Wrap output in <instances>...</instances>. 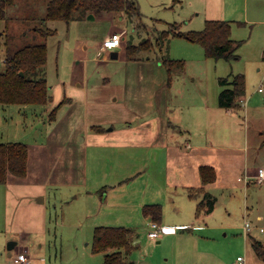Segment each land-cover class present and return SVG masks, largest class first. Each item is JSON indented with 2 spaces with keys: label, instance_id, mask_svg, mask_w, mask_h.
I'll use <instances>...</instances> for the list:
<instances>
[{
  "label": "rangeland",
  "instance_id": "obj_1",
  "mask_svg": "<svg viewBox=\"0 0 264 264\" xmlns=\"http://www.w3.org/2000/svg\"><path fill=\"white\" fill-rule=\"evenodd\" d=\"M137 2L140 21L128 19L122 11H103L94 18L40 23L44 0H17V6L0 19V67L8 48L30 42L32 33L36 34L32 41L43 38L31 28L54 30L46 37L47 58L39 70L46 77L50 100L0 103V142L21 141L28 147L26 178L8 173L9 182L18 180L23 192L32 183L46 189L48 231L43 241L29 239L32 264H101L108 251L92 250L98 225L125 226L137 234L126 255L134 264H237V256L246 264H264L243 229L246 219L264 227V183L250 184L252 198L245 210L244 176L239 183L235 180L233 211L228 209L227 214L219 202L212 216L200 219L199 229L151 237V220L141 211L142 204L155 197V173L167 165L164 149L154 143L155 132L165 121L185 125L192 131L187 136L213 143H239L246 137L252 158L264 152L257 144L264 141V92L257 90L264 86V0ZM206 19L231 23V38L240 43L237 58L207 57L201 44L172 33L161 38L165 30H200ZM121 29L126 30L122 43L113 49L118 57H110L111 49L99 51L104 36ZM130 44L139 47L135 59L127 57ZM165 58L183 62L181 69L170 72V82ZM239 73L245 79L242 105L219 106V91L228 86L219 78L232 80ZM197 120L207 125L200 134ZM96 125L104 127L102 135ZM104 137L111 143L106 144ZM238 152L225 150L219 155H226L225 166L229 162L239 166ZM4 187L0 183L3 192ZM224 195L231 196L228 190ZM4 201L1 196L2 228ZM19 231L10 230L13 237L3 245L6 252L11 238L22 237ZM251 234L264 242V231L255 227Z\"/></svg>",
  "mask_w": 264,
  "mask_h": 264
},
{
  "label": "trees",
  "instance_id": "obj_2",
  "mask_svg": "<svg viewBox=\"0 0 264 264\" xmlns=\"http://www.w3.org/2000/svg\"><path fill=\"white\" fill-rule=\"evenodd\" d=\"M17 0H0V19L7 17L8 10L16 5ZM103 11H122L128 19L140 21L141 12L137 0H44V12L39 16V22L45 20L81 19L90 13ZM175 25L176 22L170 23ZM138 26V25H137ZM41 34L43 38L39 41H32L36 36L32 33L30 42L22 44L16 49H9L0 67V103L3 104H45L50 100L48 83L46 77L40 74L39 70L46 62L47 43L46 37L53 33L50 28L36 26L31 28ZM172 33L182 36L191 42L203 46L205 55L215 59L223 58L230 60L237 58L236 49L239 41L231 38V23L227 20L206 19L200 30L181 31L175 33L165 30L161 38ZM139 50L136 45H128L126 53L128 59H135V52ZM264 58V55H263ZM163 63L167 67L168 82H170L171 71L182 68V60L165 58ZM20 72L23 74L21 75ZM223 87L218 94V105L224 108H231L234 105H242V95L245 93V79L243 74L219 78ZM230 84V85H229ZM238 98L236 104L235 99ZM95 128L103 130L104 127L96 125ZM28 147L21 141L0 142V183H4L8 173L24 176L27 173ZM202 183L214 181L216 172L213 166L202 165L200 167ZM188 195L197 198L196 214L210 212L216 202V197L207 192L202 186L190 188ZM144 216L152 220H160L162 207L159 203H148L142 206ZM134 231L125 226L98 225L94 228L92 250L108 252L101 264H134L127 260L126 255L134 247ZM249 241L253 251L264 260V242L249 235Z\"/></svg>",
  "mask_w": 264,
  "mask_h": 264
},
{
  "label": "crops",
  "instance_id": "obj_3",
  "mask_svg": "<svg viewBox=\"0 0 264 264\" xmlns=\"http://www.w3.org/2000/svg\"><path fill=\"white\" fill-rule=\"evenodd\" d=\"M92 14L95 17L96 14ZM111 50L109 54L111 53ZM199 123L200 121L197 120L195 127L196 134L202 133L203 126H207L206 124H202L203 126L199 125ZM179 125L180 127L177 130ZM214 126L216 125L214 124ZM206 130H209V128L207 127ZM103 132L104 129L98 130L97 133L102 135ZM187 132H192L187 126L178 123L171 125L169 121H165L164 125L161 124L159 130L155 132L156 136L154 137H156V140L154 143L159 146L157 148L161 147L164 149V157L167 165L165 166V169H161L155 173V176L158 179V183L156 182V186L152 189V193H154L155 197L152 198V201L143 203L142 206L148 203H159L162 207V215L160 220H155V222L161 226L173 229V231L161 232L158 237L162 236V234L173 233L178 229L184 230L190 227L191 229L202 228L201 221L204 222V218H209V216L214 214L219 202H223V208L227 211V214H230L231 211L228 209L232 210V193L235 192L236 186L238 185L234 181L236 180L239 183L243 176L244 184L242 185L241 190L243 193L242 205L245 210H248V199L252 198L250 196L252 193L250 184L256 182H254L253 179H248V181H246L245 175H253L256 173L258 167H264V152L252 158V155L249 154V141L246 137L239 143H213L207 138L203 139L202 137L187 136ZM103 141L106 144L111 143L106 141L105 137ZM182 143L184 144V148L181 146ZM257 144L263 147L264 141L260 143L257 142ZM218 149L224 151L219 152L217 151ZM225 150H230L231 152L239 150L237 153L240 158L239 166L234 163L231 164V162L225 166L226 155H219L221 152H225ZM249 158L251 159L249 160ZM259 158L260 162H256V159L259 160ZM202 165H210L214 167L216 172V178L214 181L202 183L200 175V167ZM26 176L27 173L21 177L26 178ZM16 181L18 180L9 182L7 176L6 181L1 183L5 186L4 192L3 189L0 188V197H5L3 209L4 221L6 223L3 228L0 226V245H2V248L0 247V264H16L12 260V255H14L17 250L26 251L31 257L30 264H32V251L29 249V247L31 248L32 246V242L29 239L39 237L43 241L44 236L48 231V215L47 207L45 205L46 189L41 185L36 187L37 185L32 183L28 184L26 186L27 189L25 188L23 192ZM262 183H264V181ZM44 185L46 186V184ZM200 186L211 195L215 196L216 202L210 212L196 214L197 203L200 201L201 196L193 198L188 195V190ZM226 190L230 192V198L224 195ZM218 197H220L221 200ZM237 198L239 197L237 196ZM160 202L163 203L165 211H163V205ZM184 207H186L188 211L186 210V212H183ZM192 209H194V212H192ZM244 212V215L248 214L247 211ZM144 217L147 220L154 221L146 216ZM257 218L261 219L262 215L257 214ZM252 225V229L256 227L259 231H264L260 230V226L254 222H252ZM14 228L20 229L23 235L18 239L11 238L7 242L6 249L8 252H6L5 248L3 249V245L5 241L10 237H13L10 230L13 232ZM252 229L248 232L249 235H252ZM249 235L247 236L249 237ZM135 239L136 237L134 240ZM35 263L38 264L37 262Z\"/></svg>",
  "mask_w": 264,
  "mask_h": 264
},
{
  "label": "built area",
  "instance_id": "obj_4",
  "mask_svg": "<svg viewBox=\"0 0 264 264\" xmlns=\"http://www.w3.org/2000/svg\"><path fill=\"white\" fill-rule=\"evenodd\" d=\"M126 30H115L107 34L103 39L99 46V51L114 49L115 47L120 46L122 43L123 37L125 35ZM257 90L260 92H264V86L260 84L257 87ZM253 179L256 183H262L264 181V167H258L256 173L253 175H245V180ZM151 230L148 232V235L151 237H158L161 232L173 231V229L161 226L155 221L150 222ZM253 225L250 220H245L243 224V229L246 233H248L252 229ZM260 230H264V227L260 226ZM12 260L16 264H30L31 257L24 250L15 251L14 255H12ZM237 264H246L245 260L242 256H237Z\"/></svg>",
  "mask_w": 264,
  "mask_h": 264
},
{
  "label": "water",
  "instance_id": "obj_5",
  "mask_svg": "<svg viewBox=\"0 0 264 264\" xmlns=\"http://www.w3.org/2000/svg\"><path fill=\"white\" fill-rule=\"evenodd\" d=\"M87 18H94V15L92 13H90V14L87 15ZM110 57L111 58H116L117 57V52L115 50L111 51ZM20 74L22 75L23 73L20 72Z\"/></svg>",
  "mask_w": 264,
  "mask_h": 264
}]
</instances>
